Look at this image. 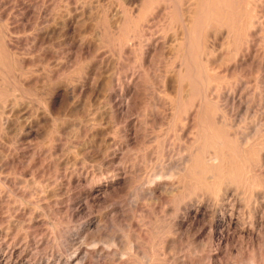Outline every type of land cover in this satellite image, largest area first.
<instances>
[{
    "label": "rangeland",
    "instance_id": "rangeland-1",
    "mask_svg": "<svg viewBox=\"0 0 264 264\" xmlns=\"http://www.w3.org/2000/svg\"><path fill=\"white\" fill-rule=\"evenodd\" d=\"M3 2L0 264H264V0Z\"/></svg>",
    "mask_w": 264,
    "mask_h": 264
},
{
    "label": "bare ground",
    "instance_id": "bare-ground-1",
    "mask_svg": "<svg viewBox=\"0 0 264 264\" xmlns=\"http://www.w3.org/2000/svg\"><path fill=\"white\" fill-rule=\"evenodd\" d=\"M5 2V1H4ZM3 2V0H0V4L1 5H5V3ZM201 3V2H200ZM200 3H199V5H200ZM197 4V3H196ZM0 5V6H1ZM4 5H3V7H4ZM198 5V6H199ZM142 10V9H141ZM192 19H190V21H191ZM191 23V22H190ZM245 25V24H244ZM190 26H191V24H190ZM138 28V27H137ZM140 31H141V29H140ZM12 45V44H11ZM10 46V45H9ZM6 50V49H5ZM177 54H178V52H177ZM9 55V54H8ZM190 57V56H189ZM222 59V58H221ZM191 60V59H190ZM184 61V60H183ZM184 63V62H183ZM192 63V62H191ZM181 64V63H180ZM118 68V67H117ZM228 68V67H227ZM226 69V68H225ZM185 71V70H184ZM228 71V70H227ZM172 88V87H171ZM203 99H204V97H203ZM195 104V103H194ZM197 108V107H196ZM195 112V111H194ZM193 112V113H194ZM187 116H189V115H187ZM189 118V117H188ZM187 118V119H188ZM189 120V119H188ZM187 120V121H188ZM191 121V123L193 124V125H196V123H195V121H196V119H192V120H190ZM198 123V122H197ZM181 128V127H180ZM211 144V143H210ZM186 150V149H185ZM214 153V152H213ZM191 154V153H190ZM232 158V157H231ZM223 159V158H222ZM220 157H219V155H217V154H215V155H213L212 157H210V160H212L213 161V163H211V169H213L214 171L217 169V168H222L223 170H225V171H227L225 174H227L228 173V170H230L229 168V166H227L226 165V163L224 164V162H223V160H222ZM186 160V159H185ZM187 160L189 161V164L187 165V170L189 169V172L191 173H193V171H198V163H197V161L195 162L194 161V159H193V157L192 156H190L189 158H187ZM225 161V160H224ZM228 164V163H227ZM210 165V164H209ZM230 165V164H229ZM186 168V167H185ZM184 168V169H185ZM236 168V167H235ZM232 170V169H231ZM230 170V171H231ZM214 171H212L213 173H214ZM220 171V170H219ZM218 171V172H219ZM230 171H229V173L228 174H230ZM234 171H235V169H234ZM220 172H222V171H220ZM198 173V172H197ZM232 173V172H231ZM194 174V173H193ZM192 174V175H193ZM229 181V180H228ZM224 184V183H223ZM174 244V243H173ZM172 244V245H173ZM77 253L76 254H78V251H76ZM88 254V253H87ZM87 254H85V256H88ZM75 255V254H74ZM93 255V254H92ZM74 257V256H73ZM82 257V256H75L74 257V260L76 261V263L78 262V261H80V258ZM88 258V257H87ZM83 259V258H82ZM84 259H85V257H84ZM78 260V261H77ZM84 261H86V260H84ZM77 264H79V263H77ZM81 264V263H80ZM82 264H83V262H82Z\"/></svg>",
    "mask_w": 264,
    "mask_h": 264
}]
</instances>
